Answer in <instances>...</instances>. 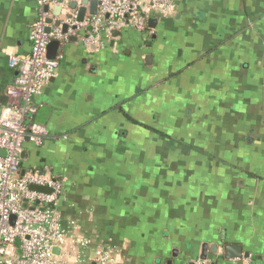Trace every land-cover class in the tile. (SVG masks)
<instances>
[{"label": "crops", "instance_id": "obj_1", "mask_svg": "<svg viewBox=\"0 0 264 264\" xmlns=\"http://www.w3.org/2000/svg\"><path fill=\"white\" fill-rule=\"evenodd\" d=\"M175 4L94 50L71 40L34 99L49 137L25 143L22 168L66 179L63 224L91 240L79 264L99 248L114 264H194L204 244L206 261L237 264L224 249L238 245L264 264V0ZM38 15L0 0V112Z\"/></svg>", "mask_w": 264, "mask_h": 264}, {"label": "built area", "instance_id": "obj_2", "mask_svg": "<svg viewBox=\"0 0 264 264\" xmlns=\"http://www.w3.org/2000/svg\"><path fill=\"white\" fill-rule=\"evenodd\" d=\"M36 1L39 15L30 33L31 51L9 57V65L18 75L6 89L12 103L0 112V264H79L91 240L74 235L63 224L66 179L47 168H22L25 143L41 147L49 137L48 129L34 121V99L57 76L64 57L61 50L72 38L88 47H99L106 33L124 27L143 30L148 17L156 13L169 17L176 4L175 0H96L97 13L87 12L80 21L83 0ZM73 3L77 7L72 8ZM56 7L61 13L54 18L50 13ZM48 19L53 22L48 23ZM53 41H60L62 48L56 59H49L47 48ZM114 263V254L103 248L95 252L91 262ZM194 264L214 263L198 260Z\"/></svg>", "mask_w": 264, "mask_h": 264}, {"label": "water", "instance_id": "obj_3", "mask_svg": "<svg viewBox=\"0 0 264 264\" xmlns=\"http://www.w3.org/2000/svg\"><path fill=\"white\" fill-rule=\"evenodd\" d=\"M82 6L80 7V11H79V20L83 21L84 17L86 16L87 12H89V15H95L97 13V9H98V2L96 0H83L82 2ZM77 7L76 3L72 4V8ZM89 7V8H88ZM46 10H48V7L45 8ZM54 13L55 15H60L61 13V8L60 7H56L54 8ZM53 20L52 19H48V23H52ZM142 23H144V19H142L141 21ZM153 21L150 22V24H152ZM155 22V21H154ZM59 21L56 22V25H59ZM64 31H67V26L64 27ZM72 41H77V38H72ZM83 44V43H82ZM62 48V45L60 43V41H53L49 44L48 48H47V57L49 59H56L60 50ZM91 49H96V46H92L90 47ZM22 157H25V153H23ZM220 247L218 245H214L211 247V250L214 254L217 253L218 249ZM225 251V257L226 259H238L237 264H244V259L249 258L250 254L246 253L243 254V249L238 246V245H228L225 247L224 249ZM57 253H59V250H56ZM200 259L203 261L208 260V244H204L202 247V253L200 255ZM216 264V263H214Z\"/></svg>", "mask_w": 264, "mask_h": 264}]
</instances>
